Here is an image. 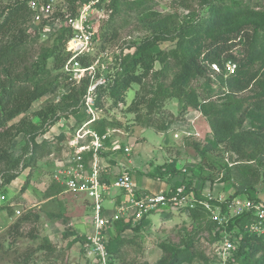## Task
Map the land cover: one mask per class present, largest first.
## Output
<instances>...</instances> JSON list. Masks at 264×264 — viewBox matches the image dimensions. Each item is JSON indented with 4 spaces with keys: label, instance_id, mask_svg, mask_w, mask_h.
<instances>
[{
    "label": "rangeland",
    "instance_id": "374dc122",
    "mask_svg": "<svg viewBox=\"0 0 264 264\" xmlns=\"http://www.w3.org/2000/svg\"><path fill=\"white\" fill-rule=\"evenodd\" d=\"M111 3L112 0H109V12L98 25L97 50V57H100L97 75L106 78L108 82L123 73L121 61L125 58L124 56L132 55L134 48L152 35L150 24L183 25L201 16H208L207 12H203L200 0H120L115 8L111 7ZM250 6L256 13L264 12V0H254ZM2 9L3 7L0 8ZM108 24L114 35H110L105 41L100 38V34ZM27 28L30 33L34 34L38 31L40 35L38 44L31 49V58L28 62L30 67L37 61L43 50L53 47L58 33L64 28V23L55 22L46 30L40 31L28 23ZM161 48L170 50L174 47L171 43H165ZM232 50L238 56L240 55L242 47L239 39L233 42ZM232 65L235 66L233 63ZM160 70L162 66L156 63L154 71ZM227 72L224 80L233 75L228 70ZM248 74L255 76L256 80L245 92L230 89L229 85L217 80L213 84V96L204 103L222 105L231 99V101H238L249 98L252 93L260 91L255 87V82L264 78V60L255 63ZM174 76V71H170L166 78L156 79L150 75L144 80L142 86L132 87L127 94L125 105L110 111V115L119 119L123 126L122 134H117L115 140L128 146L132 151L124 162L131 164L134 181L136 179L137 185L143 190L146 188L157 190V184L172 185L173 182H179L182 179L181 170L187 168L195 172L198 178L197 184L211 190L216 198L219 193L228 194L229 191L231 193L228 198L238 194L242 198H249L250 191L241 186L238 181L224 180L227 171L223 164L227 154L231 163L245 162L225 152L223 146L216 148L208 117L191 110L181 115L180 102L177 99H167L162 104L159 103L161 107H155L150 114L146 104L139 106L140 121L136 120L137 113H127V109L137 96V98L143 96L146 100H152L157 95L155 90L159 88V85L169 86ZM205 81L206 79L201 78L192 83L193 89L199 95L207 92ZM41 82L52 85V94L35 102L25 115L18 117L11 124L18 123L26 116L30 121L40 125V121L35 116L36 112L43 108L57 106L68 92H64V89H68V85L61 70H55L53 59L48 61V73L41 76ZM247 106L248 104L244 103L243 108ZM110 107L111 102L106 105V108L110 109ZM82 112L79 116L73 113H61L65 124H58L61 121L59 118L60 121L55 125L48 126L47 134L42 133L38 138V142L51 141L49 143L53 153L37 160L34 164L35 169L23 172L12 183L13 187L11 184L0 188V209H2L0 211V264H93L88 252L83 248L86 236L92 231L89 205L82 198L66 194L54 181L55 170L65 162L67 151L65 140L59 143L58 136L64 134L65 138L69 137L81 123L88 120L89 118ZM255 112L253 118L245 122L241 131L259 127L261 121L256 115L264 111L259 109ZM172 121L173 123H170ZM150 122L156 126L166 123L167 129L162 131L159 127H146ZM70 126H72L71 130ZM27 142L28 139L25 136L17 137L11 148L13 156H22ZM172 163L176 164V169L180 172L175 178L169 180L165 175L162 179L154 177L158 175L157 168L168 169ZM248 164L260 168L254 162ZM30 172L28 188L21 192ZM254 191L264 201L262 181L255 184ZM3 196L4 200L1 199ZM227 204L226 211H222V208L215 210L217 209L215 208L210 215L197 220L187 212H172L169 215L157 213L151 215L137 231L132 229L120 234L117 226H113L109 230V242L112 246L117 245V253L112 256V264H157L164 255L161 249L162 244L182 246L186 242L193 243L199 253L208 259V262L198 259L192 264H228L232 253L218 254L224 236L230 235L232 239L234 236L220 230V227L233 218V211L229 208L230 204ZM105 207H108L107 202ZM215 217L217 220H214ZM19 220H22V223L18 228L16 224ZM211 222H217V227L213 228ZM218 232L220 238L222 237L221 241L216 238ZM48 242L52 253L41 249Z\"/></svg>",
    "mask_w": 264,
    "mask_h": 264
},
{
    "label": "trees",
    "instance_id": "16d2710c",
    "mask_svg": "<svg viewBox=\"0 0 264 264\" xmlns=\"http://www.w3.org/2000/svg\"><path fill=\"white\" fill-rule=\"evenodd\" d=\"M28 1L0 0V8L3 7L0 10V188L11 185L23 172L35 169L34 164L37 160L53 153L49 143L51 141L38 142L39 136L42 133L47 134L48 126L52 127L62 119L61 113H73L79 116L82 112L81 102L89 86V80H84L81 85L70 88L57 106L36 112L35 116L40 121V125L30 121L26 116L18 123L11 124L18 117L25 115L35 102L52 92V85L42 83L41 76L48 73L50 59H53L55 70H61L62 73L63 64L67 59L65 46L72 35L71 29L64 25L53 47L43 50L37 61L29 67L31 49L38 44L40 35L38 31L34 34L30 33L27 28L32 18ZM118 1L120 0H112L111 7L115 8ZM200 1L203 12L208 13L207 17L201 16L183 25L150 24L152 35L134 48L132 55L124 56L121 61L123 73L108 82L107 86L99 88L96 107L102 109L103 113L91 128L101 135L109 129L121 130L122 122L111 116L110 111L126 104L127 94L134 85L142 86L150 75L156 79L166 78L170 71H174L175 76L169 86L159 85L155 90L157 95L152 100L137 96L127 109V113H137L136 120L140 121L139 106L146 104L150 114L155 107H161L165 100L177 99L180 102L181 115L191 110L208 117L216 148L223 146L225 152L245 162L237 164L234 161L232 162L234 166L230 167L224 161L223 166L227 171L224 180L235 179L250 191L251 200L264 203L254 191L258 182L262 181L264 186V113L256 115L261 121L257 129L240 130L249 118H253L255 110L264 111V78L255 82V87L260 91L252 93L249 98L238 101L226 100L225 104L217 106L213 103H204L213 96V84L217 80L239 92L248 90L256 80V77L248 72L255 63L264 60V12L256 13L251 10L250 3L254 0ZM72 16H75L74 7ZM42 29L43 27L40 28ZM110 29L109 24L105 25L100 34L102 40L107 41L110 35H114ZM238 39L242 47L239 56L232 50L233 42ZM165 43H171L174 48L162 49L161 46ZM229 62L235 64L236 70L224 80V76L228 74L226 65ZM84 63L90 65L91 59L85 60ZM156 63L162 66V70L154 71ZM212 65H217L220 72L216 73ZM201 78L206 79L207 92L204 95H199L192 87L193 81ZM109 102H111L110 109L106 108ZM244 103L248 104L245 109ZM249 108L253 110L250 111ZM146 127H159L164 131L167 129V124L156 126L150 122ZM20 135L28 139L27 147L22 156L15 157L11 148L13 141ZM58 137L59 143L66 140L64 134ZM252 162L260 168L248 164ZM157 171L158 175L154 177L159 179L164 175L166 178H174L180 173L175 163H172L168 169L157 168ZM189 174L186 179L189 178L187 187L191 190L194 180L198 178L193 170H190ZM30 178L31 172L21 192L28 188ZM196 194L197 199L203 200L200 193ZM213 205L220 206L222 211L228 209L227 203L214 202ZM189 214L197 220L210 215V212L203 206L197 205ZM144 222L133 230H139ZM256 222L254 213L246 212L220 227V230L234 235L232 240L236 244L231 251L232 258L228 264H264V233H257L248 228ZM21 223L22 220H19L16 227L19 228ZM211 224L214 228L218 223L211 222ZM114 226H117L120 234L132 230L130 225L123 222H117ZM216 238L221 241L219 232ZM161 247L164 255L157 264H192L198 259L208 262L193 243L186 242L182 246L166 243ZM41 249L52 253L49 242ZM108 251L112 264V256L117 253V245L112 246L109 242Z\"/></svg>",
    "mask_w": 264,
    "mask_h": 264
},
{
    "label": "built area",
    "instance_id": "2783aa9c",
    "mask_svg": "<svg viewBox=\"0 0 264 264\" xmlns=\"http://www.w3.org/2000/svg\"><path fill=\"white\" fill-rule=\"evenodd\" d=\"M75 16H72V8ZM28 9L31 12V24L44 30L55 22L62 21L67 25L72 35L66 43L65 52L67 59L63 64L62 74L68 89L79 86L84 80H89V86L81 102V109L89 118L65 140L66 160L54 174V181L63 188L66 194H72L84 199L91 210V232L86 236L83 248L93 264H110L108 251L109 230L117 222H123L136 228L153 214H171L172 212H187L201 205L209 212L221 208L213 203H229L233 211V218L246 212H253L257 222L248 228L257 233H264V203L256 202L250 198L235 195L228 198L231 191L219 193L216 198L211 190H207L194 180L193 187L188 190L187 182L190 176L187 168L182 169L184 179L180 185L170 190L160 192H140L134 181L131 165L126 158L131 155V149L121 144L115 137L122 134L119 129H109L105 134H99L91 128L103 113L96 107L98 90L108 85V80L98 77L97 69L100 57H97L99 23L104 20L109 12V0H29ZM91 59V64L86 65L85 60ZM213 70L220 72L217 65H212ZM226 70L235 73V66L229 62ZM60 121V120H59ZM58 121V122H59ZM58 124L64 125V119ZM72 126H70L71 130ZM68 131V130H67ZM110 160H114L119 167V172L111 181L105 180L104 174L110 171ZM225 161L230 162L229 155ZM123 193L120 203L113 200V208L108 209L105 203L114 197V193ZM200 193L203 200L197 199ZM2 200L5 197H1ZM214 220H217L215 217ZM221 224L220 220H218ZM230 221V220H229ZM228 223V222H227ZM235 244L230 235L223 238L218 254H230Z\"/></svg>",
    "mask_w": 264,
    "mask_h": 264
},
{
    "label": "crops",
    "instance_id": "0c3cea01",
    "mask_svg": "<svg viewBox=\"0 0 264 264\" xmlns=\"http://www.w3.org/2000/svg\"><path fill=\"white\" fill-rule=\"evenodd\" d=\"M107 163H110V165H111V168H110V171L108 172V173H106V174H104V177H105V180H107V181H111V180H113V178L115 177V174H117L118 172H119V167L117 166V163L114 161V160H110L109 162H106V164ZM131 165V164H130ZM143 177V176H142ZM175 178V177H174ZM181 178L182 179H180L179 180V182H177V183H174L173 182V184L172 185H170V184H168V183H162V185H160V184H157V186H158V189L157 190H153V189H148V188H146V190H143V189H141V187L139 186V185H137L138 186V189H139V191L140 192H143V193H149V192H160V191H164V190H170V189H173L174 187H176V186H178V185H180V183L182 182V180L184 179V175L182 174L181 175ZM170 179H173L172 177H169V180ZM16 181V180H15ZM135 181H136V179H135ZM136 184H137V181H136ZM10 186V185H9ZM11 187H13V184L11 185ZM230 192V191H229ZM122 199H123V193H121V192H119V191H116L115 193H114V197L112 198V197H110V200H108L107 201V204H108V207L110 208V209H112V207L114 206V204H113V200L115 201V202H117V203H120L121 201H122ZM107 207V208H108ZM108 208V209H109ZM162 215H166V214H162ZM169 215V214H168ZM149 219V218H148ZM91 232V231H90Z\"/></svg>",
    "mask_w": 264,
    "mask_h": 264
}]
</instances>
